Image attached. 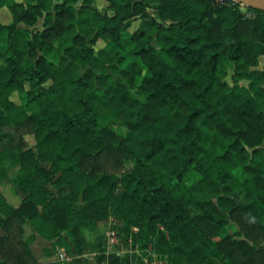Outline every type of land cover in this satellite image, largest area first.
I'll return each mask as SVG.
<instances>
[{"label":"trees","instance_id":"1","mask_svg":"<svg viewBox=\"0 0 264 264\" xmlns=\"http://www.w3.org/2000/svg\"><path fill=\"white\" fill-rule=\"evenodd\" d=\"M94 1L0 0V183L22 195L0 192V264H59L28 244L61 232L94 264H129L92 233L110 218L166 264H264V11Z\"/></svg>","mask_w":264,"mask_h":264},{"label":"rangeland","instance_id":"2","mask_svg":"<svg viewBox=\"0 0 264 264\" xmlns=\"http://www.w3.org/2000/svg\"><path fill=\"white\" fill-rule=\"evenodd\" d=\"M16 3H25V0H14ZM241 4V3H240ZM94 5L96 6V8L98 9H101L104 5H105V1L104 0H95L94 1ZM240 10L244 11L246 15L250 16L251 14L248 12V11H245L243 5L240 6ZM147 12L150 16H153V17H156L157 18V13L156 11L151 8V7H148L147 8ZM9 20V14H8V11L5 7L1 8L0 9V21L1 22H7ZM42 23V20L39 19L36 24L34 26H30L28 28L30 29H36V28H39L40 25ZM136 23L137 22H133L132 25H131V28H133L134 26H136ZM21 25V24H20ZM3 45V40L0 41V46ZM102 45V42L98 41L94 48H98ZM48 59L52 60V61H56V57L54 54H50L48 55ZM263 63V57H259L258 58V65H257V68H260L261 65ZM240 84L242 85H245L246 84V81L244 80H241L239 81ZM12 99L14 101H17L16 99V96L15 95H12ZM1 119H0V124H1ZM108 127L110 130L113 131V133H115L118 137L122 138L126 135L127 131H128V124L123 122V121H115L114 123H110L108 124ZM22 142L20 143V146L21 148H27V147H33V144H34V141H33V138L30 134H24L22 135ZM132 162L130 159H127L124 161L123 163V168L124 170H127L130 168ZM2 165L4 166V168H6L8 170V176L11 177L13 176L14 174L17 173L16 169H14V164H12L11 161L7 160V159H3L2 161ZM198 175L194 172H189V173H186L184 179H185V182L187 184H190V183H193L196 179H197ZM0 192L1 194L4 196L5 199H7L8 203H10L11 205L13 204H17L18 203V196L16 195V192L14 191V188L12 187V185L8 182V181H2L0 183ZM113 223V219H108L107 222H105L104 224H101V225H98V228L97 229H93L92 230V233L93 234H98L103 242H102V250L103 249V244L105 243V231L107 229V224H112ZM27 229V227H26ZM125 229L124 227H120V240L122 241V245H121V249H128V244L126 243V238L128 235L127 233L125 232ZM233 228L230 229L229 232H232ZM123 235V236H122ZM122 236V237H121ZM50 241L53 242V245H51L50 248L46 247L43 249V254L44 256L47 258V259H43L41 261H45V262H57L59 264H68L69 260L71 259H78L82 264H94L95 263V255L97 252L95 251H86L82 254H76L74 252L71 251L70 249V245L69 243L67 242L66 238L64 237V233L61 232L60 233V237H58L57 239L56 238H53L51 239ZM60 246H63L65 248V254H66V258L64 259H58L57 258V249L60 247ZM51 251V252H50ZM140 253V257L142 258H147L148 260H151V251L149 249H144V250H140L139 251ZM160 259L163 260L166 264V259L163 257V256H160ZM62 261V263L60 262ZM137 263V261H136Z\"/></svg>","mask_w":264,"mask_h":264},{"label":"built area","instance_id":"3","mask_svg":"<svg viewBox=\"0 0 264 264\" xmlns=\"http://www.w3.org/2000/svg\"><path fill=\"white\" fill-rule=\"evenodd\" d=\"M217 3L222 4H233L237 2L236 0H214ZM107 229L105 231V243L103 244V254H113L115 256H123L128 255L129 256V264H165L163 260L160 259V256L156 255L154 252L150 250V247H147L146 249H149L151 253V260H148L147 258L140 257V250H144L142 248H138L135 244L132 243L130 237H126V243L128 244V249H121L122 241L120 240V236L117 234V232L110 227V224H107ZM132 230H135V228H132ZM58 259H64L66 258V254L64 251H60L57 253ZM137 261V263H136ZM105 264V263H101Z\"/></svg>","mask_w":264,"mask_h":264},{"label":"crops","instance_id":"4","mask_svg":"<svg viewBox=\"0 0 264 264\" xmlns=\"http://www.w3.org/2000/svg\"><path fill=\"white\" fill-rule=\"evenodd\" d=\"M14 188V187H13ZM14 191L16 192V195L21 198L22 195L14 188ZM19 198H18V201H19ZM6 201H8L6 199ZM15 204H13V206H15ZM27 231V229H26ZM51 239H46V238H43L41 237L40 235L38 234H34V238L32 239V241L28 244V248L32 254V256L37 259L38 261L40 262H45V261H41L43 259H47L44 254H43V249L48 247L50 248L51 245H53V242L50 241ZM70 247V246H69ZM71 249V247H70ZM60 251H64L65 252V248L63 246H60L58 249H57V253L60 252ZM72 251V249H71ZM51 252V251H50ZM74 252V251H72ZM75 253V252H74ZM62 263V261H60Z\"/></svg>","mask_w":264,"mask_h":264},{"label":"water","instance_id":"5","mask_svg":"<svg viewBox=\"0 0 264 264\" xmlns=\"http://www.w3.org/2000/svg\"><path fill=\"white\" fill-rule=\"evenodd\" d=\"M237 2L264 11V0H236Z\"/></svg>","mask_w":264,"mask_h":264}]
</instances>
